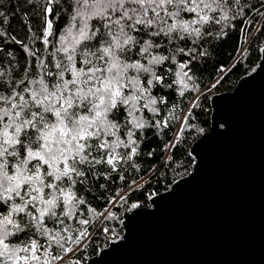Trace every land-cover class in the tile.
Masks as SVG:
<instances>
[{"label": "snow or ice", "instance_id": "obj_1", "mask_svg": "<svg viewBox=\"0 0 264 264\" xmlns=\"http://www.w3.org/2000/svg\"><path fill=\"white\" fill-rule=\"evenodd\" d=\"M26 3L39 8L43 21L33 46L0 31V264H79L69 254L86 248L94 232L124 240L103 226L119 219L112 209L142 208L129 204L139 182L129 183L125 173L139 171L146 133L160 136L173 119L180 121L176 139L189 127L205 133L186 116L175 117L170 99L191 92L195 104L218 86L220 80L201 89L196 65L237 21L245 43L255 39L246 29L264 30V0ZM253 14L259 19L246 18ZM15 15L0 6V26L11 27ZM21 24L32 32L31 24ZM37 39L42 50L34 47ZM16 45L25 53L23 63L8 50ZM255 51L264 54V48ZM192 160L194 170L198 161ZM116 178L127 190L98 211L88 198L89 183L102 179L98 188L105 189Z\"/></svg>", "mask_w": 264, "mask_h": 264}, {"label": "water", "instance_id": "obj_2", "mask_svg": "<svg viewBox=\"0 0 264 264\" xmlns=\"http://www.w3.org/2000/svg\"><path fill=\"white\" fill-rule=\"evenodd\" d=\"M261 60L232 90L211 96L210 128L190 147L194 170L126 211L124 240L79 264H264Z\"/></svg>", "mask_w": 264, "mask_h": 264}, {"label": "trees", "instance_id": "obj_3", "mask_svg": "<svg viewBox=\"0 0 264 264\" xmlns=\"http://www.w3.org/2000/svg\"><path fill=\"white\" fill-rule=\"evenodd\" d=\"M37 5H40L43 0H35ZM249 4L258 3V0H247ZM0 6L5 12L16 11L17 15L10 19V24L0 26V31L9 32L17 36V39H24L30 47L32 44L33 35L39 37L42 35V19L37 15L39 8L35 11L30 10L31 5L26 3V0H0ZM28 12L25 16L24 12ZM247 19H259L252 16ZM21 20L31 24L32 32L22 26ZM63 27V25H60ZM241 25L236 22L235 28H228L229 35L226 38L214 39L208 45V56L201 60L196 65L197 83L201 89H206L207 86L217 80L221 82L210 92H205L199 97L198 103L193 104L195 93H185L183 97L173 96L170 99V104H175L177 107L173 115L177 118L186 116L189 125H195L196 128H203L207 131L210 128V98L215 93L232 90L237 81L244 75L253 71L260 59L261 54H258L255 49L264 46V30L255 31L256 25H248L247 32L254 36L250 43H245L244 33L238 31ZM6 43H10L6 41ZM35 48L43 49V45L39 39L35 41ZM246 49L244 55H241L240 49ZM12 51L13 56L23 63L25 53L20 50V46L16 45L8 49ZM223 69V71H221ZM191 104V107H190ZM163 115V110H162ZM180 128L179 119H173L168 128L164 129L160 136L154 134V130H149L146 133L147 139L144 142L143 154L137 158L139 171H134L129 168L125 173L126 180L130 183L135 180L139 182L138 188L130 193L129 204L133 201L141 203L142 206L148 205V199L151 195L167 190L170 185L177 179L187 175L192 169V155L190 147L192 143L202 135L197 130L189 127L186 129L179 139H176L178 129ZM175 143V146L166 150L165 145ZM152 151L153 155L148 156L146 153ZM170 159H166L167 157ZM105 183L102 179L96 184L89 183L88 198L93 201V207L98 211L103 210L107 206V199L121 191L123 188L127 190L128 184L115 179L113 183L107 184L105 189H99L98 184ZM117 214L119 219L107 221L105 225L115 230L121 236L123 227L121 224L123 214L128 210V206L112 209ZM98 227H103L97 225ZM91 230V229H90ZM112 239H106L105 234L94 232L89 240L86 248L77 252L73 257L81 258L82 261L98 253V251L107 246ZM72 259V258H71Z\"/></svg>", "mask_w": 264, "mask_h": 264}, {"label": "rangeland", "instance_id": "obj_4", "mask_svg": "<svg viewBox=\"0 0 264 264\" xmlns=\"http://www.w3.org/2000/svg\"><path fill=\"white\" fill-rule=\"evenodd\" d=\"M243 49H244V48H243ZM168 157H169V156H168ZM168 157H167V158H168ZM81 250H82V249H81ZM69 255H70V258H72V260H75V261H82V260H81L82 257H81V258H75V257H73L71 254H69Z\"/></svg>", "mask_w": 264, "mask_h": 264}]
</instances>
